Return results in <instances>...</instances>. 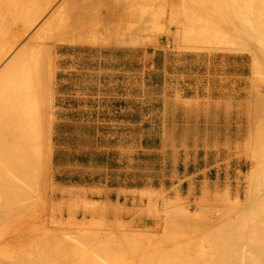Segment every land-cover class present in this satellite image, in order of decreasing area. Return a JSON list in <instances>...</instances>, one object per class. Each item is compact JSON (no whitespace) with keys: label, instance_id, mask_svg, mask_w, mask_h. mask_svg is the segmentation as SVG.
Wrapping results in <instances>:
<instances>
[{"label":"rangeland","instance_id":"374dc122","mask_svg":"<svg viewBox=\"0 0 264 264\" xmlns=\"http://www.w3.org/2000/svg\"><path fill=\"white\" fill-rule=\"evenodd\" d=\"M66 1L54 0L49 5L44 0L47 7L40 11L45 13L10 54L14 55L30 40L27 53L48 49V61L52 60L54 67L48 180L43 190L37 186L32 190L30 186L34 196L28 197L29 202L32 198L28 207L30 252L32 248L40 249L37 246L43 241L41 237L48 234L51 235L47 238H59L61 244L70 245H62L68 247L67 252L73 250L70 247L74 243L82 250L88 249L89 242L81 243L85 240L93 243V248L110 246L118 251L119 257L127 245L132 248V243L137 245L133 248L142 246L143 250L159 251L172 246L169 237L176 239L177 234L194 237L195 233L198 235V227L210 222L212 216L219 213V217H226L230 206L236 203L243 206L247 189L252 187L249 182L257 178L252 172L258 166L245 143L254 125V113L261 109L251 99H244V93L263 83L258 82L264 81V67L261 61V65L258 62L253 67L250 52L235 50L243 47L238 44L232 47L230 39L228 43H220L207 35L209 30L213 31L209 35L217 37L214 30L218 27L222 31L226 26L219 10H214L218 9L217 1L223 0H211L215 6L209 0L206 1L210 3L78 0V17L114 18L111 22L119 21L122 31L146 24L147 29L140 36L135 34L129 39L120 35L109 42L79 34L80 37L71 34L72 39L69 32H64L68 31L65 29L70 17L68 7L59 21L61 26L65 25L64 29H51L50 33L40 29L52 11ZM190 1L202 2V6L195 3L196 8ZM220 22L224 27H219ZM214 24L219 26L211 30L210 25L214 28ZM238 91L243 93L235 100ZM219 101V108L212 109V103ZM230 102L234 109L227 107ZM233 102L242 104L237 108ZM261 104L264 108V102ZM55 240L50 241L65 251ZM105 250L102 254L93 250L104 260L92 255V251L88 255L106 264ZM82 252H79L82 256L76 253L77 257L80 255L76 260L84 259L85 250Z\"/></svg>","mask_w":264,"mask_h":264},{"label":"bare ground","instance_id":"6f19581e","mask_svg":"<svg viewBox=\"0 0 264 264\" xmlns=\"http://www.w3.org/2000/svg\"><path fill=\"white\" fill-rule=\"evenodd\" d=\"M50 1L48 0L47 2V0H45V4L52 5L54 0ZM209 1L212 5H216V3L214 4L212 2L213 0ZM189 3H196L200 6L202 2L198 4L197 2L193 3L190 1ZM184 4L186 3L184 2ZM196 4L195 7L197 6ZM207 5L205 4V6ZM217 6L218 9L217 7H214V10H219L220 13L218 14H222L223 22L224 19L226 20L224 23L226 26L224 27V24L221 22L220 26L214 24V28L210 25L211 30L215 29L216 26L222 27V25L224 28L221 31L219 30L220 28L218 29L217 27L216 29L220 32H217L218 30L216 29V31L214 30V34L217 35V37L211 35L213 31L209 30H206L208 31L207 35L210 37L213 36L216 40L219 39L220 41H218L220 43H228L227 39H230L229 43L232 42V47L235 48V44L243 47H236L237 49L235 48V50L239 49V51H241V49H243L242 52H250L253 67H255L260 61L264 67V26H262L264 24V0H223L220 2L217 1ZM44 7H47V5L44 6V0H0V63L5 60L3 66L0 67V264H57L59 261H62V264H103L104 258L102 255H100L102 256L100 257L98 253L102 254L105 249L104 254H106V256L103 255L106 260L104 263L108 262L106 264H264V108L262 107L263 104H261V102H264V81L262 79V81L258 80V83L263 82L261 84L257 83L259 85L258 87L256 86L252 88L250 85L251 89L244 93V99H251L254 104H258L261 109L256 110L254 113V125L252 126L253 128L251 129V132H249L248 139L245 143V147H250L249 149L252 150L253 155L250 153V156H254L253 160L258 166L252 172V176L257 178L254 180L252 177L253 180H250V182H252H249V186L250 184L252 185L253 191L251 190V186V188L248 187V189H250H247L245 204H243V206H240V204L237 205V203L236 206H230L232 209L231 211L229 209L226 217H219V213L214 209L215 213L217 212L218 214L212 216L210 222L206 223L204 221L203 224L206 223V225H200L201 227H198L199 232H204L202 236H198L200 235L198 231V235L195 233L194 237L192 235L184 236V234L181 235L179 233L180 235L177 234L176 239L175 236L173 238L172 236L169 237L170 239H175L174 241L172 240L173 242L170 239H167L170 244L172 243L170 248L165 249L164 247L166 246H164L162 247L164 249L160 248L161 250L159 251H149L148 249H144V251L142 246L141 248H139L140 246L138 248H133V245L135 244L130 243L132 248L127 245V252L124 251V254L126 252L125 257H123L124 254L121 257L122 253L119 257V253H117L118 251L111 249L110 246L107 247L105 245V247H103L104 249L101 246H99V248H93V243L81 240L82 244L84 243L86 245V243L88 244L89 242L88 245L93 248L92 250L89 246L88 249L83 248L85 250L84 252V250L79 247L80 245L77 246V244L70 239V242L72 240L74 243V247L71 245L70 248H73V250L75 249L76 251H69V249V252H67V248L70 245L61 244V240L55 238L56 240H54L61 246L68 245V247L66 246L67 248H65V246L61 247L66 249L65 251L61 250L59 249V245L52 244L54 241L52 238L49 239L46 237L51 234H44L46 236L41 237V239L43 238V241L41 240L42 242L37 248L40 247V249L46 251L43 252L40 251V249L31 247L33 249L32 251L37 250L38 254L35 251V254H33L34 256L37 254V257L32 255L31 257L33 258L30 259L32 251L30 252V210L28 207L31 205L32 198L31 202H29L30 199H28V197L30 194H34L32 190H34L36 186L42 189L45 181L48 180L46 179V176L48 175L46 166L49 158V109L52 87L51 80L54 67L52 66V60L48 61V49H43V51H40L39 53L37 51V54L33 52H28L29 54L27 53L29 50L26 51V47L31 43L30 40L23 44L14 55L10 54L14 49V46L20 42L25 34H27L28 30L40 20V17L45 13L44 11L46 9L43 11L44 13L40 10H43L42 8ZM67 7L70 8V17L68 19V25L65 28L68 31L64 32H69L70 35L79 34L83 35L82 37L86 36L92 40L93 38H95V40H99V38L100 40L108 39L107 41L109 42L117 36L120 37V35L121 37L127 36L129 39L135 34L140 36L142 33H145L144 31L147 29L146 24L141 22L142 24L137 27L135 26V28L131 27L132 29L122 31L118 27L119 24H117L119 21H116L117 23L111 22L112 20L115 21L114 18H111L112 20H106V17L104 19L103 17L102 19L99 17L98 20H96V17L93 15H91L92 17L90 15L89 17H87L88 15L86 17L85 15L78 17L80 16L78 15L80 14L78 0H67L65 4L58 5L54 11H52V15H50L51 17L48 22H43L40 25V29H47L49 30V33L52 32L50 31L51 29H64L63 26L65 25L61 26L59 21L61 19L60 17L62 15L64 16ZM202 8H200V11H202ZM208 9L210 10V6ZM207 11L206 13H210ZM216 15L217 13L213 16L216 17ZM252 17H255V19ZM215 23L217 22L215 21ZM155 28L157 29V27ZM119 29L122 32H119ZM210 32L211 34L209 35ZM220 33L225 35L226 39L224 41V37L223 35L221 37ZM204 36L206 39V34ZM231 45L229 44L228 46L230 47ZM50 57L52 56L50 55ZM253 76H255V73ZM254 84L256 85V83ZM238 92L234 97L235 100L242 95L241 93H243V91ZM248 102L247 104L250 105L251 102ZM220 103L221 101L216 104L212 103L211 108L217 107ZM241 104L242 103H234L237 108L240 107ZM227 107L233 108L231 102ZM28 146H34L35 149H29ZM249 149H247V151H249ZM254 181L256 182L253 185ZM27 183L30 185L27 186ZM30 186H33V189ZM27 189H29V191H27ZM222 215H224V213ZM179 227L181 228L180 225ZM34 237L35 236H33V238ZM84 238L82 239L84 240ZM64 239H62L63 242ZM38 240L40 241V238H37V243L39 244L40 242H38ZM168 241L167 243H169ZM77 242H79V238L76 243ZM35 245L37 244L35 243ZM55 245L56 248H54ZM142 245L144 244L142 243ZM96 248L99 249L100 252L96 250ZM115 249L117 250V248ZM87 250H89V252L92 251L90 252L92 255H98V257L103 260L100 261V259L97 258L96 261V257L88 255L90 253ZM93 250H96L95 252L98 253L93 252ZM111 250L114 255L116 253V257L111 254ZM123 250L125 249L122 248V251ZM48 251L49 253H46ZM147 251L151 253H148ZM79 252H82L84 256L86 254L85 257H82L84 259H81L80 257L79 260H76L80 256L79 254H81ZM145 252L148 254L146 255ZM68 253H70L69 260H67L69 257V255L67 256ZM73 253H75V255ZM76 253H79L77 254L79 255L78 257L76 256ZM71 254L73 256H71ZM89 256L94 260L87 258ZM126 256L128 258H126ZM73 257H77L75 258V261ZM70 260H73L71 261L73 263H70Z\"/></svg>","mask_w":264,"mask_h":264}]
</instances>
